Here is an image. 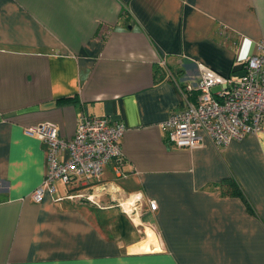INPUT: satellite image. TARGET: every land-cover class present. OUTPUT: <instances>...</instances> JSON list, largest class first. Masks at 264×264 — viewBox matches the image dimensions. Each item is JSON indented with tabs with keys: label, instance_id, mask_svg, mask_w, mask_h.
<instances>
[{
	"label": "crops",
	"instance_id": "obj_1",
	"mask_svg": "<svg viewBox=\"0 0 264 264\" xmlns=\"http://www.w3.org/2000/svg\"><path fill=\"white\" fill-rule=\"evenodd\" d=\"M261 39L264 0H0V264H264V120L222 148L159 126L197 104L198 63L238 75ZM83 115L125 125L123 161L35 202L26 128L71 139ZM134 193L133 218L112 200Z\"/></svg>",
	"mask_w": 264,
	"mask_h": 264
},
{
	"label": "built area",
	"instance_id": "obj_2",
	"mask_svg": "<svg viewBox=\"0 0 264 264\" xmlns=\"http://www.w3.org/2000/svg\"><path fill=\"white\" fill-rule=\"evenodd\" d=\"M257 47V53L244 58V74L241 75L223 74L198 63V78L184 85L185 90H197V104H188L183 111L169 115L159 124L173 144L194 148L203 145L207 139L222 148L232 139L263 130L264 39L257 42ZM125 128L123 123L107 116L95 115L81 116L71 139L60 135L52 121L27 127L26 133L36 136L46 146L45 175L31 193L32 199L40 202L46 193H54L58 182L69 184L76 178L101 180L108 162L119 164L123 161L121 140ZM112 188V185H106L107 190ZM134 195L129 210L123 209L127 215L134 212L135 203L141 200L139 194ZM83 196L89 200L88 195ZM147 204L152 210L157 208L154 200H148Z\"/></svg>",
	"mask_w": 264,
	"mask_h": 264
},
{
	"label": "rangeland",
	"instance_id": "obj_3",
	"mask_svg": "<svg viewBox=\"0 0 264 264\" xmlns=\"http://www.w3.org/2000/svg\"><path fill=\"white\" fill-rule=\"evenodd\" d=\"M216 87H214V89H215ZM57 184H60V186L61 187H65V185L64 184H61V183H57ZM57 184L55 185L56 187H57ZM110 191H112V193H114L115 192V190L112 188V189H110ZM90 192V191H89ZM106 196L108 197V198H106V204H109V203H111V201L109 200L110 199V197H111V195L107 192V194H106ZM130 197H127V195L126 196H118L115 200H112V201H114V202H112V203H114V204H116V207H118V208H120V209H122L123 210V206H124V210H126V211H128L129 210V204L128 203H125L123 206L120 204V203H122L123 201L124 202H126L128 199H129ZM131 205V204H130ZM129 213V212H128ZM130 216L131 217H135L134 215H133V213H131L130 214ZM137 220V219H136Z\"/></svg>",
	"mask_w": 264,
	"mask_h": 264
},
{
	"label": "bare ground",
	"instance_id": "obj_4",
	"mask_svg": "<svg viewBox=\"0 0 264 264\" xmlns=\"http://www.w3.org/2000/svg\"><path fill=\"white\" fill-rule=\"evenodd\" d=\"M134 199H135V197L133 198H131L130 199V201H131V203H132V201H134ZM131 203H129V205L131 204ZM154 236H155V233L150 229V228H146V237H148L150 240L151 239H154ZM154 242V241H153Z\"/></svg>",
	"mask_w": 264,
	"mask_h": 264
},
{
	"label": "trees",
	"instance_id": "obj_5",
	"mask_svg": "<svg viewBox=\"0 0 264 264\" xmlns=\"http://www.w3.org/2000/svg\"><path fill=\"white\" fill-rule=\"evenodd\" d=\"M71 98L69 97V98H61V99H59L60 101H66V100H70Z\"/></svg>",
	"mask_w": 264,
	"mask_h": 264
},
{
	"label": "water",
	"instance_id": "obj_6",
	"mask_svg": "<svg viewBox=\"0 0 264 264\" xmlns=\"http://www.w3.org/2000/svg\"><path fill=\"white\" fill-rule=\"evenodd\" d=\"M244 74V70H241L240 72H238V75Z\"/></svg>",
	"mask_w": 264,
	"mask_h": 264
}]
</instances>
